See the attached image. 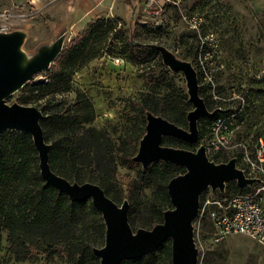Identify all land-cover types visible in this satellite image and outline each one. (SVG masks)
I'll return each instance as SVG.
<instances>
[{"label": "rangeland", "instance_id": "rangeland-1", "mask_svg": "<svg viewBox=\"0 0 264 264\" xmlns=\"http://www.w3.org/2000/svg\"><path fill=\"white\" fill-rule=\"evenodd\" d=\"M80 2L0 0V37L14 38L13 44L18 47L15 69L26 71L34 64L45 66L27 82H50L48 71L63 50L93 21L108 16L94 13L91 21L78 24L76 9ZM118 8V12L109 16L120 20L101 42L100 53L94 57V41L90 42L93 48L81 55L72 78L58 93L64 102L63 111L74 104L78 92L90 96L96 110L91 125L106 131L112 142L107 151L112 152L123 142L129 144L142 135L136 107L142 94L149 91H158L184 105L186 114L181 126L189 129L188 114L195 107L192 85L196 83L209 112L198 119L196 140L182 138L195 142V148L172 134H165L162 144L194 151L204 147L212 162L234 159L235 166L250 182L263 184L264 159L260 154L264 158V146L260 137L264 140V0H142ZM193 15L198 17L196 26L191 22ZM126 36L140 45H126L122 49ZM25 84L13 89L4 100L10 104L18 102ZM61 134L53 128L51 137L45 140L52 147ZM84 134L87 133L82 129L77 132L78 136ZM63 137L67 148L71 137L68 134ZM143 137L136 141L138 154ZM38 155L40 159L39 151ZM114 156L109 171L101 170L84 157L75 165L68 161L69 172L103 181L111 197H117L118 204H127L128 210L133 205L137 223L131 225L134 233L140 228L152 229L165 219L164 211L163 221L159 220L161 209L175 207L170 193L168 200L162 185L153 179L152 164L159 160L149 164L141 161L140 166H132L122 163L117 158L119 154ZM176 164L179 174L189 170L186 165ZM249 188L234 178L225 180L222 187L210 185L201 192L198 214L193 219L197 264H264V243L250 235L232 234L223 241H215L209 205H205L208 199ZM88 201L94 203L92 198ZM99 211L101 214L95 211L85 214L76 225L75 242L88 239L94 244V258L88 253L81 257L78 251L72 257L66 249L53 258L40 256L35 262L16 260L9 232L4 229L0 231V264H98L95 257L101 264L102 258L95 248L106 243V232H102L100 223L105 218ZM164 242V246L136 257V261L122 264H174L173 252L167 248L173 245V238L168 237Z\"/></svg>", "mask_w": 264, "mask_h": 264}, {"label": "trees", "instance_id": "trees-1", "mask_svg": "<svg viewBox=\"0 0 264 264\" xmlns=\"http://www.w3.org/2000/svg\"><path fill=\"white\" fill-rule=\"evenodd\" d=\"M141 1L126 0L130 5ZM119 20L120 18L112 16H102L93 21L82 35L59 55L52 70L48 71L50 82H26L23 93L17 100L22 104L35 105L42 111L44 116L41 117L40 122L46 139L51 137L53 128L62 132L50 148L51 168L71 181L97 183L110 197L109 187L103 181L69 172L68 161L75 165L78 159L85 157L101 170L109 171L110 163L115 159L114 154H119L117 158L122 163L140 166L141 161L137 159L138 142L146 132L147 115L154 113L181 126L184 124L186 114L184 105H181L179 101L169 100L166 95H160L158 91L142 94L143 97L136 107L141 117L142 135L129 144L123 142L111 152L107 151L108 145L112 142L106 135V131L91 125L96 118V110L90 96L82 91L78 92L74 104L63 111L64 102L58 97V93L72 78V72L78 65L81 55L93 48L90 42L94 41V57H97L101 50V42L109 37V33L116 27ZM126 45L133 47L140 44L132 42L126 36L125 42L120 47L123 49ZM91 57L88 56V58ZM136 59H133L135 63H137ZM80 129L87 134L78 136L77 132ZM65 134L71 137L67 148H64L63 144ZM179 140L195 148V142H187L182 138ZM152 167L155 173L154 181L162 185L165 196L170 200L168 184L174 176L179 174L177 164L159 160L154 162ZM111 198L117 200V197ZM166 209L167 207L160 210V221H163ZM94 211L101 214L94 203L82 199L73 200L66 192L47 182L41 173L38 149L30 132L20 129L3 131L0 150V231L8 230L16 260L35 262L40 256L53 258L66 249L72 257H75L78 251L81 257L88 253L94 258L92 250L94 244L88 239L75 242L77 222L85 214L94 213ZM133 212L132 205L128 210V218L130 225L137 226ZM100 226L105 233L106 224L103 220ZM165 241H168V238ZM164 243L158 247L164 246ZM167 248L171 252L172 244H169ZM95 259L100 264L99 258L95 257ZM136 260L137 258H127L120 264Z\"/></svg>", "mask_w": 264, "mask_h": 264}, {"label": "water", "instance_id": "water-1", "mask_svg": "<svg viewBox=\"0 0 264 264\" xmlns=\"http://www.w3.org/2000/svg\"><path fill=\"white\" fill-rule=\"evenodd\" d=\"M13 40L11 36L0 37V150L5 129L15 128L30 132L40 154L41 173L47 182L66 192L73 200L93 199L95 206L102 211L107 226L106 243L95 248V252L102 258L101 264H120L125 258L140 257L154 251L168 237L173 238L174 264H197L193 219L198 214L201 192L210 185L222 187L225 180L238 178L239 184L244 186L250 179L235 166L234 159L222 163L212 162L204 147L194 151L162 144L165 134L191 141L198 138V119L209 111L199 95L196 83L192 85L195 107L188 114L189 129L163 116L148 114L147 132L142 139L137 159L144 164L155 160L172 161L186 165L189 170L174 176L168 184L175 207L165 211L164 221L152 229L140 228L134 233L128 218L127 204H118L97 183L71 181L51 168V145L45 140L40 122L42 111L32 104H10L1 99L22 82L29 81L38 69L45 67L43 64H34L26 71L16 70L14 64L18 57V47L13 44Z\"/></svg>", "mask_w": 264, "mask_h": 264}, {"label": "built area", "instance_id": "built-area-1", "mask_svg": "<svg viewBox=\"0 0 264 264\" xmlns=\"http://www.w3.org/2000/svg\"><path fill=\"white\" fill-rule=\"evenodd\" d=\"M191 22L197 25V15L191 17ZM260 155L264 159L262 153ZM245 185L250 186L246 191L224 193L205 203L209 205L211 234L215 241H223L232 234H247L264 243V183L247 182Z\"/></svg>", "mask_w": 264, "mask_h": 264}, {"label": "crops", "instance_id": "crops-1", "mask_svg": "<svg viewBox=\"0 0 264 264\" xmlns=\"http://www.w3.org/2000/svg\"><path fill=\"white\" fill-rule=\"evenodd\" d=\"M131 6L126 0H81L76 9V23L86 24L91 21V16L94 13H105L106 15H114L118 12V6Z\"/></svg>", "mask_w": 264, "mask_h": 264}, {"label": "bare ground", "instance_id": "bare-ground-1", "mask_svg": "<svg viewBox=\"0 0 264 264\" xmlns=\"http://www.w3.org/2000/svg\"><path fill=\"white\" fill-rule=\"evenodd\" d=\"M24 83L22 82L21 84H19L18 86H21V85H23ZM17 86V87H18ZM17 87H15V89L17 88ZM13 90H11V91H9L8 93H6L5 95H3L2 97H1V99L3 100V99H5L8 95H9V93H11Z\"/></svg>", "mask_w": 264, "mask_h": 264}, {"label": "flooded vegetation", "instance_id": "flooded-vegetation-1", "mask_svg": "<svg viewBox=\"0 0 264 264\" xmlns=\"http://www.w3.org/2000/svg\"><path fill=\"white\" fill-rule=\"evenodd\" d=\"M260 140L262 141V144H261V146H264V140H263V138H262V137H260Z\"/></svg>", "mask_w": 264, "mask_h": 264}]
</instances>
